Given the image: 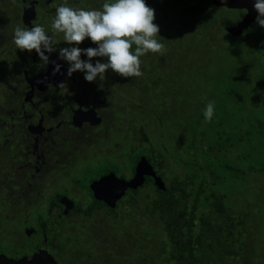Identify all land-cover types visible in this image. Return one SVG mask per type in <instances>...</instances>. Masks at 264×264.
Returning a JSON list of instances; mask_svg holds the SVG:
<instances>
[{"label":"trees","instance_id":"1","mask_svg":"<svg viewBox=\"0 0 264 264\" xmlns=\"http://www.w3.org/2000/svg\"><path fill=\"white\" fill-rule=\"evenodd\" d=\"M145 3L167 50L140 57L142 77L108 69L93 81L110 106L111 131L96 141L114 140L120 149L116 163L87 174L83 186L109 171L129 178L144 155L165 189L146 177L114 208L95 198L87 208L77 204L84 226L47 227L58 240L55 257L67 264H264V27L255 21L230 36L225 26L244 10L212 0ZM80 46L98 47L88 37ZM209 102L214 116L206 122Z\"/></svg>","mask_w":264,"mask_h":264},{"label":"flooded vegetation","instance_id":"2","mask_svg":"<svg viewBox=\"0 0 264 264\" xmlns=\"http://www.w3.org/2000/svg\"><path fill=\"white\" fill-rule=\"evenodd\" d=\"M28 2L31 6L25 7ZM66 2L73 8L100 10L106 0ZM63 3L65 0H0V240L9 241L14 251L12 254L5 250L0 253L10 257L30 256L39 249L48 252L55 249L58 240L51 239L47 227L52 226L57 232L63 223H73L69 220L71 217L82 216L76 211V205L87 208L94 199L89 189L94 179L86 188L76 176L71 177L67 183L68 192L50 193L49 187L63 175L77 170L76 166L81 162H95L97 154L115 161L112 148L96 141V137L106 136L111 131L105 122L110 106L101 99L99 86L95 82L88 85L80 71L62 79L63 67L50 75L52 80L44 77L53 61L51 54H57L65 47H83L69 45L63 41V34H57L53 45L56 51L45 52L49 63L42 66L35 50L21 51L13 43L17 25L31 28L39 24L52 35L51 22L56 15V6ZM64 66L69 67L65 60ZM34 77L41 79L32 83ZM97 118L98 123H92ZM92 162L85 165V172L94 165ZM70 187H76L74 197ZM85 190L86 198L75 196ZM40 193L44 200L48 196V200L38 206L45 208L36 212L33 221L29 210ZM63 196L73 202V207L66 213L65 205L60 202ZM22 219L24 222L18 223L20 228L14 225L10 228L15 220ZM33 236L37 237L36 241L24 242ZM20 245L25 252L19 254Z\"/></svg>","mask_w":264,"mask_h":264},{"label":"clouds","instance_id":"3","mask_svg":"<svg viewBox=\"0 0 264 264\" xmlns=\"http://www.w3.org/2000/svg\"><path fill=\"white\" fill-rule=\"evenodd\" d=\"M30 2L25 7H30ZM254 8L258 12L256 22L264 27V0H256ZM154 9L145 0H106L102 9L73 8L65 3L56 6V15L51 22L52 35L39 24L31 28L17 25L13 43L21 51L35 50L42 66L49 63L45 52L56 51L55 35L63 34V41L69 45H79L86 37L98 47L80 48L70 46L59 49V59L68 62L67 75L80 71L88 82L99 77L105 79V72L111 69L124 78L142 77L140 57L151 52L163 55L166 46L158 42L159 26L154 24ZM133 45H135L134 51ZM88 57L81 59V54ZM93 57H106L107 62H91ZM55 64L54 73L60 71ZM214 116V102L204 109V118L210 122Z\"/></svg>","mask_w":264,"mask_h":264},{"label":"water","instance_id":"4","mask_svg":"<svg viewBox=\"0 0 264 264\" xmlns=\"http://www.w3.org/2000/svg\"><path fill=\"white\" fill-rule=\"evenodd\" d=\"M256 0H212L215 6L225 7L229 9L244 10L242 17L235 23L226 25L225 30L230 36L238 37L243 31L249 28V26L256 21L258 12L254 8ZM52 60L56 64H60L64 68L65 72L61 77L69 78L67 75L68 67L64 66V60L59 59V52L57 54H51ZM55 64L50 63L48 71L44 75L47 80H52L50 75H54ZM38 78H32V83H34ZM45 80V82H47ZM54 81V80H53ZM33 86V85H32ZM99 118L96 122L98 123ZM146 177L153 179V183L159 189H165V183L162 178L157 175L152 164L147 160V158L142 155L137 161L132 176L129 178H123L117 176L114 171H110L97 179H94L89 184V189L92 191L93 197L104 202V204L110 208H114L117 202L125 195L126 191L129 189H137L142 186L146 180ZM60 202L65 205L64 212L66 213L69 209L73 207V202L69 200L66 196L60 199ZM0 264H57L56 258L45 249H39L30 256L22 255L20 257H10L5 253H0Z\"/></svg>","mask_w":264,"mask_h":264},{"label":"rangeland","instance_id":"5","mask_svg":"<svg viewBox=\"0 0 264 264\" xmlns=\"http://www.w3.org/2000/svg\"><path fill=\"white\" fill-rule=\"evenodd\" d=\"M62 46V45H61ZM103 144H105V147L107 148H112L111 151L113 153H116L119 151V147L117 144H115V141L114 140H108V142L106 143H103V140L101 141L100 145L103 146ZM127 154V153H126ZM95 162H92V161H83L81 162V164L79 166H76L78 169L76 170H72L71 173L67 176L63 175L62 176V179H60L59 181L55 182V184H53L51 187L48 188V190H50V193L52 192H55V191H59V192H66L69 188L68 186V182H69V179H71V177H74L76 176V179H79V182L80 184L82 185L83 183H86L85 180H84V177L89 174L90 172L96 170V171H99V170H102L104 169L105 167H107L108 165H113L114 163H116V160L114 161L113 159H111V157L109 156H105V159L102 158L101 154H97L95 155ZM89 162H92L94 163V165H92L91 167H89V169L85 172L84 168H85V165ZM121 165V164H120ZM129 165V157L127 156L125 158V160H123L122 162V167L123 166H128ZM91 174V173H90ZM80 185V186H81ZM82 188V186H81ZM76 191V187H70V192H71V195L74 197V193ZM42 192V191H41ZM68 192V191H67ZM86 190L83 191V192H77L75 194L76 197H85L86 198ZM70 194V193H69ZM43 195L40 193L38 195H36V198H35V201L33 203V206L30 208L29 212L31 213V216H30V219H32L33 221L35 220V214L36 212L39 211V209L41 210V212L44 210V208H39L38 206L42 205L43 204ZM48 200V196H46L45 198V203L46 201ZM37 205V206H36ZM70 222H73L74 224H77L78 226H84L86 221H85V218L83 216H77V217H71L70 219ZM32 221V222H33ZM21 222H24L23 219L22 220H15L14 223L11 224L10 228L14 225V227H17V228H20L18 227ZM37 237L36 236H33L32 238L30 239H24L25 243L28 244V242H34V240L36 241ZM27 247V246H25ZM28 249V248H27ZM2 250H5V252L9 253V254H12L14 251L10 245V242L7 241V240H3L1 242L0 240V252ZM53 256H55V253H54V249H52L51 251H49ZM66 257V256H65ZM65 257H62V259L58 260L56 257V260H58V264H67V259Z\"/></svg>","mask_w":264,"mask_h":264}]
</instances>
